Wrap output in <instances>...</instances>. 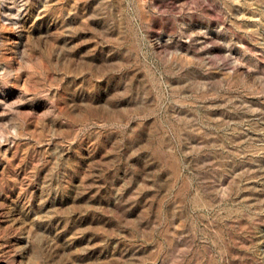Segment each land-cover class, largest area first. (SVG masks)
I'll use <instances>...</instances> for the list:
<instances>
[{
	"label": "rangeland",
	"instance_id": "1",
	"mask_svg": "<svg viewBox=\"0 0 264 264\" xmlns=\"http://www.w3.org/2000/svg\"><path fill=\"white\" fill-rule=\"evenodd\" d=\"M0 264H264V0H0Z\"/></svg>",
	"mask_w": 264,
	"mask_h": 264
}]
</instances>
